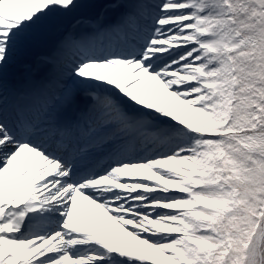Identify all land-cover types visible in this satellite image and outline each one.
I'll return each instance as SVG.
<instances>
[{
    "label": "snow or ice",
    "instance_id": "6c2138e0",
    "mask_svg": "<svg viewBox=\"0 0 264 264\" xmlns=\"http://www.w3.org/2000/svg\"><path fill=\"white\" fill-rule=\"evenodd\" d=\"M0 264H264V0H0Z\"/></svg>",
    "mask_w": 264,
    "mask_h": 264
},
{
    "label": "bare ground",
    "instance_id": "6f19581e",
    "mask_svg": "<svg viewBox=\"0 0 264 264\" xmlns=\"http://www.w3.org/2000/svg\"><path fill=\"white\" fill-rule=\"evenodd\" d=\"M92 11H93L92 9H86V11L82 13L81 18L92 16L93 15V13H91ZM107 15H109L110 17L113 16L112 12H108ZM75 21L76 20L73 17L66 25L63 24L60 26V29L53 31L51 37H47L46 39L49 41V44L55 45L56 41L59 39L61 31L72 28L73 25L75 24ZM80 27L83 26L81 25ZM26 53L29 55V58L26 59L20 57L16 59L15 62L9 66L8 74H9V79L12 83L23 85L27 81L29 76H33L35 78L36 76L38 77V75L40 74V73H36L35 70L37 68L41 53L34 48L27 49ZM11 66H13L12 69ZM48 67L49 66L47 65L42 66L41 72H46L48 70Z\"/></svg>",
    "mask_w": 264,
    "mask_h": 264
},
{
    "label": "rangeland",
    "instance_id": "374dc122",
    "mask_svg": "<svg viewBox=\"0 0 264 264\" xmlns=\"http://www.w3.org/2000/svg\"><path fill=\"white\" fill-rule=\"evenodd\" d=\"M106 2H107V0H95V3H96L97 5H103V4L106 3ZM84 10H85V9L78 10V11H77L76 13H74L72 16L68 17V18L64 21L63 24L66 25V24L71 20V18H73V17H74L75 20L78 19V18H81V15H82V13H83ZM92 10H93V11H92L91 13H93L94 16L96 15L97 12L102 11V9L99 8V7H97V8H93ZM109 12H110V11H109ZM112 15L114 16V13H112ZM63 24H62V25H63ZM51 34H52V32H50L49 34H47L46 36H44L40 41H38L35 45H33V46L30 47V48H34V49L38 50L39 52H40V50H41L42 48H45V49H46L47 43L49 42V41L46 40V39H47V37H51ZM46 41H47V42H46ZM49 47H50V46H48L47 49H49ZM28 49H29V48H28ZM21 53H22V54H18V56H17L16 59H18V58H20V57H22V58H26V59L29 58V55L26 53V50H25V51H22Z\"/></svg>",
    "mask_w": 264,
    "mask_h": 264
}]
</instances>
